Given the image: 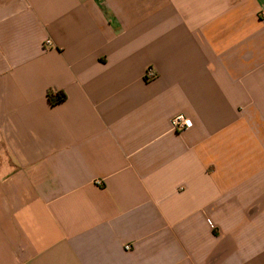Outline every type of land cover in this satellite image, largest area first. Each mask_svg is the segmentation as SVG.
Segmentation results:
<instances>
[{
	"label": "crops",
	"instance_id": "obj_1",
	"mask_svg": "<svg viewBox=\"0 0 264 264\" xmlns=\"http://www.w3.org/2000/svg\"><path fill=\"white\" fill-rule=\"evenodd\" d=\"M0 264H264V0H0Z\"/></svg>",
	"mask_w": 264,
	"mask_h": 264
},
{
	"label": "built area",
	"instance_id": "obj_2",
	"mask_svg": "<svg viewBox=\"0 0 264 264\" xmlns=\"http://www.w3.org/2000/svg\"><path fill=\"white\" fill-rule=\"evenodd\" d=\"M51 42L47 41L46 45H50ZM157 77L156 72L153 69H148L146 73V79L147 80H153ZM172 129L178 133L185 132L192 128L193 122L190 118L185 116L184 114H180L176 117H174L171 121Z\"/></svg>",
	"mask_w": 264,
	"mask_h": 264
},
{
	"label": "trees",
	"instance_id": "obj_3",
	"mask_svg": "<svg viewBox=\"0 0 264 264\" xmlns=\"http://www.w3.org/2000/svg\"><path fill=\"white\" fill-rule=\"evenodd\" d=\"M67 98L66 94L64 92H57L54 93L52 91L49 92V99L52 105H57L65 101Z\"/></svg>",
	"mask_w": 264,
	"mask_h": 264
}]
</instances>
